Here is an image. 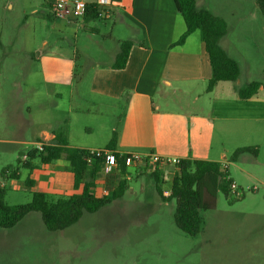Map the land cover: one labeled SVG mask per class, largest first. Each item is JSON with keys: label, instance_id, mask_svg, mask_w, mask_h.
<instances>
[{"label": "rangeland", "instance_id": "374dc122", "mask_svg": "<svg viewBox=\"0 0 264 264\" xmlns=\"http://www.w3.org/2000/svg\"><path fill=\"white\" fill-rule=\"evenodd\" d=\"M198 2L226 22L220 46L238 62L239 79L219 82L212 92L209 81L191 85V91L188 86V92L170 93L163 105L187 114L205 156L225 164L245 194H215L205 185L202 231L189 236L175 224V201L162 199L153 180L132 169L123 198L85 213L67 229L48 230L38 213L12 228L0 227V264H264V15L256 0ZM117 4L110 18L67 22L52 18L45 0H0V184L7 189L6 205L33 200L36 191L28 187L29 171L20 160L38 147V133L63 119L73 120L80 133L83 119H116L123 110L98 107L102 112L85 114L81 109L89 104L78 99L96 67L114 61L119 38H144ZM253 81L262 84L257 94L240 99L234 87ZM243 147L250 150L235 156ZM17 167L19 179L5 176V169ZM170 182L162 185L165 197Z\"/></svg>", "mask_w": 264, "mask_h": 264}, {"label": "crops", "instance_id": "0c3cea01", "mask_svg": "<svg viewBox=\"0 0 264 264\" xmlns=\"http://www.w3.org/2000/svg\"><path fill=\"white\" fill-rule=\"evenodd\" d=\"M111 1L108 18L115 12L114 8L118 7L119 1L125 17L141 27L144 38L134 40L136 43L124 69L113 68L119 51L111 64L104 67L98 65L87 89L80 86L82 89L78 90V99L89 104L85 110L81 109L85 114H92L95 109L102 112L103 108L98 107L117 106L123 110L120 115H116V119H83L80 133L74 132L73 120L63 119L57 122L56 128L38 133L35 136L37 143H53L55 135L63 133L71 147L105 149L116 132V151L119 153L157 154L214 162V159L205 156L207 153L200 149V135L194 138L195 125L190 119H184L188 117L187 114L172 112L163 105L168 102L170 93L188 92V86L191 91V85L206 84L212 77L201 31L197 30L184 44L173 47L186 31L185 20L177 11L174 0ZM142 41L144 46L140 45ZM51 74L57 75V72ZM71 74L72 70L69 71V76ZM55 82L60 84L58 79ZM70 91L75 92L74 87ZM237 91L234 87V92ZM61 94L57 93L56 96ZM198 97L196 95L195 99ZM97 102L100 104L96 105ZM49 126L54 124L50 123ZM206 138L207 136L203 138L204 142ZM20 161L23 163L25 160ZM174 168L168 166L161 169L165 181H172ZM110 174H105L103 170L98 177L95 188L97 196L102 197V190L108 188ZM28 178L34 181L32 188L35 191L48 195L69 196L82 191V188H74V174L64 158L51 164H38L37 168L29 172Z\"/></svg>", "mask_w": 264, "mask_h": 264}, {"label": "trees", "instance_id": "16d2710c", "mask_svg": "<svg viewBox=\"0 0 264 264\" xmlns=\"http://www.w3.org/2000/svg\"><path fill=\"white\" fill-rule=\"evenodd\" d=\"M174 2L177 11L185 20L186 31L172 46L184 44L191 34L200 30L212 68V77L208 82L207 91H213L219 82H236L240 76V66L220 46V40L227 34L226 22L209 10L199 8L197 0H174ZM256 3L264 15V0H256ZM99 17H101V12L98 7L90 4L83 20L87 22ZM135 43L136 41L131 39L119 41L120 49L113 64L114 69L126 67ZM140 45L144 46L145 44L142 41ZM261 86L260 82L253 81L247 86L239 88L238 96L242 100L250 99L257 94ZM39 142L42 141L39 140ZM116 145L117 134L115 132L105 148L115 152L120 164L118 169L108 176V188L113 191L112 198L97 196L95 192L96 181L105 167L104 161L94 159L89 163L86 159L89 156V150L69 146L65 134H56L53 143H43L42 151L37 148L31 150L27 159L22 163L24 169L31 172L37 168L38 164L34 163L35 159H39L41 164H51L64 158L74 174V188L76 190L82 188V191L69 196L55 195L53 201L48 199V194L36 191L30 203L9 206L5 204L7 189L0 184V227L12 228L28 214L38 213L48 230H64L79 222L85 213L97 212L104 206L123 198L130 189L129 179L126 178V175L132 169L125 167L122 157L116 151ZM248 150H250L248 147L240 148L235 156ZM134 169L137 176L147 175L153 180L158 196L169 202L175 201V224L189 236H197L202 231L201 190L210 187L212 193L216 194L219 190L226 195L230 194L232 180L229 178L227 168H223V164L218 162L183 159L180 164L175 166V174L170 183L168 197L164 195L165 191L162 185L165 183V179L161 169L151 165ZM4 174L8 178L16 180L20 178V169L19 167L16 169L7 168ZM209 183L210 185H207ZM27 184L28 187H33L34 181L28 178ZM205 185L207 186L204 187Z\"/></svg>", "mask_w": 264, "mask_h": 264}, {"label": "built area", "instance_id": "2783aa9c", "mask_svg": "<svg viewBox=\"0 0 264 264\" xmlns=\"http://www.w3.org/2000/svg\"><path fill=\"white\" fill-rule=\"evenodd\" d=\"M49 12L52 18L56 20H63L67 22H72L83 18L90 4L96 5L98 10L101 12V16L104 14L105 17L110 16V8H111V0H95L92 2L86 0H45ZM37 149L39 151L43 150V144H38ZM122 157L124 165L127 169H134L145 167L147 165L157 166L159 169H163L168 166L175 167L176 165L182 162V158L180 157H172V156H162L157 154H141V153H119ZM90 163L94 159H102L104 161V173L110 174L114 170L118 169L120 166L119 160L115 152L106 150V149H96L89 150V156L86 158ZM223 168H227L225 164H223ZM126 178H129L126 175ZM256 190V188L254 189ZM230 193L235 195L236 197H242L245 194L243 189H239V187L235 184V182H231L230 185ZM165 194V193H164ZM170 194V192H169ZM168 194V196H169ZM102 197L112 198L113 191L105 188L101 192Z\"/></svg>", "mask_w": 264, "mask_h": 264}]
</instances>
